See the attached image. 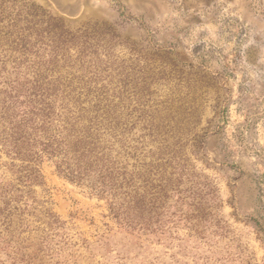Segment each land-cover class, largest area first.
<instances>
[{"label":"rangeland","instance_id":"rangeland-1","mask_svg":"<svg viewBox=\"0 0 264 264\" xmlns=\"http://www.w3.org/2000/svg\"><path fill=\"white\" fill-rule=\"evenodd\" d=\"M13 1L99 39L97 62L128 72L132 99L183 135L175 160L146 157L151 174L129 161L143 227L46 159L42 184L21 194V163L1 152L0 185L19 209L10 233L0 226V264H264V0Z\"/></svg>","mask_w":264,"mask_h":264},{"label":"trees","instance_id":"trees-1","mask_svg":"<svg viewBox=\"0 0 264 264\" xmlns=\"http://www.w3.org/2000/svg\"><path fill=\"white\" fill-rule=\"evenodd\" d=\"M2 1L0 153L21 163L15 171L17 191L23 194V186L42 184L39 164L46 159L63 177L105 197L113 215L122 217L128 228L143 227L145 209L131 198L135 182L127 170L129 161L151 174L146 157L151 163L175 160L182 132L169 137L168 125L161 123L165 118L147 112L156 105L132 99L128 72L97 62L99 39L80 40L35 5ZM140 179L146 183L144 174ZM166 188L161 185L156 202ZM8 193L13 194L0 185V197L6 199ZM16 202L7 198L0 206L5 232L12 231Z\"/></svg>","mask_w":264,"mask_h":264}]
</instances>
